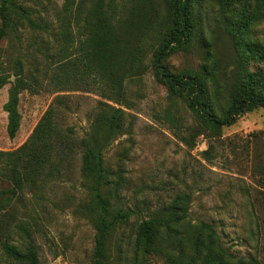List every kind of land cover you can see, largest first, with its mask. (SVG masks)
<instances>
[{"label":"rangeland","instance_id":"rangeland-1","mask_svg":"<svg viewBox=\"0 0 264 264\" xmlns=\"http://www.w3.org/2000/svg\"><path fill=\"white\" fill-rule=\"evenodd\" d=\"M94 1L77 0L75 6L82 5L80 8L86 12ZM115 1L123 15L138 3V0ZM154 1L160 12L166 10V0ZM17 3L20 10L26 8L30 16L43 24L47 22L50 28L35 29L27 19L20 20L16 32L21 39L12 34L0 37V67L9 71L20 58L29 70L39 66L41 77L37 92L25 90L20 94L22 119L13 139L7 131L8 112L4 110L12 83L0 89V149L20 147L59 94H68L71 107L60 114L61 126L71 129L73 136L81 137L89 129L102 97L84 83L65 84L64 91H57L56 83L43 76L47 61L38 50L47 47L52 53L58 51L49 32H60L66 13L65 0H17ZM234 8L239 10L240 4ZM222 16L217 0L205 1L204 33L219 55V79L228 87L244 69L257 73L264 84V62L239 64L231 36L221 26ZM1 26L0 19V29ZM253 29L252 35L264 43V20ZM159 45L158 34L147 35L145 70L126 81L131 101L126 108L129 114L126 133L105 151L112 178L120 177L118 196L112 201L137 212L113 234L109 264H141L135 250L138 224L168 205L180 192L191 196L189 214L193 222L213 223L233 255L252 257L253 264H264V107L242 114L237 122L225 126L220 135L206 132L198 136L195 145L186 144L165 119V111L173 108L185 124L197 120L182 99L170 98L166 84L156 75L153 53ZM205 56L206 47L196 40L191 48L171 53L166 61L171 70L185 72L200 70ZM85 184L79 151L57 175L42 178L35 185L12 192V184L4 183L5 192L0 198V264H26L9 257L4 242L22 249L35 245L42 264H90L96 230ZM163 262L158 256H150L146 264Z\"/></svg>","mask_w":264,"mask_h":264},{"label":"trees","instance_id":"trees-1","mask_svg":"<svg viewBox=\"0 0 264 264\" xmlns=\"http://www.w3.org/2000/svg\"><path fill=\"white\" fill-rule=\"evenodd\" d=\"M205 1L166 0V10L160 12L154 0H138L123 15L115 0H95L86 12L80 8L82 5L75 6L77 0H65L66 13L60 32H49L58 51L52 53L50 48H38L47 61L43 76H49L56 83L57 91H64L65 84L84 83L102 99L89 129L81 137L73 136L71 129L61 126L60 114L71 107L68 94H59L20 147L0 149V198L5 192L4 183L12 184V192L25 185H35L42 178L57 175L75 151L81 152V171L90 196L89 213L96 230L90 264L110 263L113 234L137 213L112 201L118 196L120 177L112 178L105 151L126 133L129 115L126 108L131 104L126 81L145 70L147 35L158 34L160 38V45L153 53L156 75L166 84L170 98L182 99L197 120L194 124H185L173 108L165 111V119L186 144L195 145L198 136L206 132L220 135L225 126L237 122L242 114L264 107V84L257 73L241 69L228 87L219 79V55L204 33ZM217 1L223 13L221 26L231 36L239 64L264 62V43L252 35L253 26L264 20V0ZM238 3L240 8L236 10L234 6ZM0 19L1 38L12 34L21 39L16 32L20 20L27 19L35 29L50 28L47 22L43 24L30 16L26 8L20 10L17 0H0ZM33 38L37 39L34 35ZM196 40L206 47L202 68L185 72L171 70L166 61L168 56L179 49L191 48ZM10 82L4 110L8 112L7 131L13 139L22 119L20 94L25 90H39V66L29 70L18 58L9 71L0 67V89ZM190 204V194L180 192L168 205L138 224L135 250L141 264H146L150 256L162 258L163 264L254 263L252 257L233 255L213 223L193 222ZM3 248L14 260L42 264L33 244L22 249L4 242Z\"/></svg>","mask_w":264,"mask_h":264}]
</instances>
